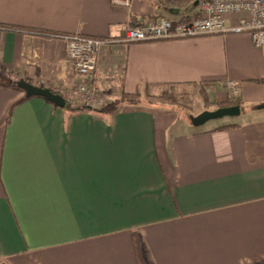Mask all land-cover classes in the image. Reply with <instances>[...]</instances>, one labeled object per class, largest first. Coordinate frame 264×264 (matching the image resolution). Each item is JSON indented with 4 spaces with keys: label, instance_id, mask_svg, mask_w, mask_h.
<instances>
[{
    "label": "crops",
    "instance_id": "0c3cea01",
    "mask_svg": "<svg viewBox=\"0 0 264 264\" xmlns=\"http://www.w3.org/2000/svg\"><path fill=\"white\" fill-rule=\"evenodd\" d=\"M200 1L0 0L13 81L71 89L62 36L78 34L109 41L95 71L106 101L141 99L70 115L0 86V264H264V48L247 33L120 41L142 22L196 18ZM229 81L245 110L218 124L159 98L204 84L226 103Z\"/></svg>",
    "mask_w": 264,
    "mask_h": 264
},
{
    "label": "built area",
    "instance_id": "2783aa9c",
    "mask_svg": "<svg viewBox=\"0 0 264 264\" xmlns=\"http://www.w3.org/2000/svg\"><path fill=\"white\" fill-rule=\"evenodd\" d=\"M117 6H131L132 0H112ZM250 35L255 47L264 48V0H201L200 15L190 20L156 18L127 29L122 42H143L160 39L192 38L207 34ZM67 53L72 60L78 82L70 89L69 101L73 106L99 110L108 104L95 83L97 59L107 40L78 34L63 35ZM230 97L239 98L241 86L229 81ZM99 95H98V94ZM95 98L93 95H95ZM73 100H79L73 102ZM105 100V101H104Z\"/></svg>",
    "mask_w": 264,
    "mask_h": 264
},
{
    "label": "rangeland",
    "instance_id": "374dc122",
    "mask_svg": "<svg viewBox=\"0 0 264 264\" xmlns=\"http://www.w3.org/2000/svg\"><path fill=\"white\" fill-rule=\"evenodd\" d=\"M208 89H209L208 86L204 84L179 87L172 91L173 96L175 98V102H168V105H170L175 111H177V113H179V115H181L182 118H185L188 121H190V118L192 116H197L203 113L204 111H214L217 110L218 108H221L219 106L221 102L210 97L208 93ZM61 91H62L61 95L68 100V98H70V93L68 92V90H61ZM97 94L93 95L94 98ZM231 100H239V99L231 98ZM78 101L79 100H73V102H78ZM81 104L82 103H76V106L80 107ZM105 106L106 104H102L101 107H99V109H102ZM227 120L229 121L231 119L228 117L219 118L209 121L208 124L214 122L218 124V123L226 122Z\"/></svg>",
    "mask_w": 264,
    "mask_h": 264
},
{
    "label": "trees",
    "instance_id": "16d2710c",
    "mask_svg": "<svg viewBox=\"0 0 264 264\" xmlns=\"http://www.w3.org/2000/svg\"><path fill=\"white\" fill-rule=\"evenodd\" d=\"M4 27L6 29H10V30H21V28H16V27H11L8 25H4ZM23 29V28H22ZM30 32L32 33H37V34H43V31H38V30H30ZM46 32H44L45 34ZM262 83H264V81H260ZM0 86L3 87H15L18 88L20 90H22L18 85L17 82L13 81L9 75H7L6 73H4L3 71H0ZM174 90V89H173ZM173 90H169L167 92H165V94H161L159 96V98L161 99V101L168 103V102H175V98L173 96L172 91ZM141 99H140V95H122L120 98H118L117 100H114L112 102H109L104 108L99 109V110H93L96 113H99L101 115H112L115 112H117L118 110H120L124 105L126 104H138L140 103ZM235 105H239L241 106L242 110H244V107L242 105V102L240 100H231L230 102H226V103H220V107H229V106H235ZM65 111L67 113H69L70 115L73 114H77L82 112L83 110H85L86 108L83 107H79V106H73L69 101H67L66 106L64 107ZM91 110V109H88Z\"/></svg>",
    "mask_w": 264,
    "mask_h": 264
},
{
    "label": "water",
    "instance_id": "95a60500",
    "mask_svg": "<svg viewBox=\"0 0 264 264\" xmlns=\"http://www.w3.org/2000/svg\"><path fill=\"white\" fill-rule=\"evenodd\" d=\"M17 85L26 92L28 97L41 96L54 103L58 107L64 108L66 106V99L61 94L52 91L50 88L34 86L24 80L19 81ZM259 108L264 109V104L260 105ZM241 113V106L235 105L221 107L214 111H204L197 116H192L190 119L194 126H201L211 120L224 117H236L240 116Z\"/></svg>",
    "mask_w": 264,
    "mask_h": 264
}]
</instances>
